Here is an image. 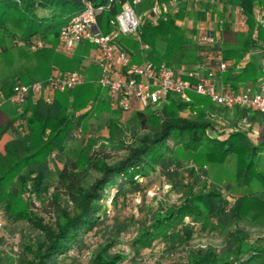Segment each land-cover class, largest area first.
I'll use <instances>...</instances> for the list:
<instances>
[{"label":"trees","instance_id":"16d2710c","mask_svg":"<svg viewBox=\"0 0 264 264\" xmlns=\"http://www.w3.org/2000/svg\"><path fill=\"white\" fill-rule=\"evenodd\" d=\"M89 1L95 5L109 4L97 16L102 30L108 33L112 28L109 20L118 13L119 2L123 0ZM223 1L242 7L248 24L246 32L239 33L225 22L223 43H217L212 50L230 56L232 65L239 66L237 82L249 78L256 82L260 75L255 63L252 65L243 55L252 42L264 45V19L255 11L256 4L264 8V0ZM199 3L202 4V0ZM178 4L176 14L161 18L155 24H142L138 32L148 47L151 61L188 67L184 64H196L201 55L192 38L196 29L186 30L190 31L188 34L177 24L178 18L186 16L188 8L181 0ZM82 8L83 0H0V37L5 35L17 45L30 46L37 39L45 44L38 49L45 68L32 70L20 77L19 83L45 80L51 65L61 70H79L87 77L85 83L72 89L54 90L50 99L42 95L35 102L28 100L22 106L15 105L12 113L0 110V140L8 134L4 153L0 154V204L10 220L23 219L31 224L30 232L21 234L13 242L7 234L0 235V264H119L123 261L139 264L138 244L151 234L168 235L186 216L221 225L226 229V241L219 249L207 246L187 250L184 260L170 264H264V237L250 240V233L239 226L229 229L243 220L242 215H247L246 207L251 212L253 203L247 204L248 199L253 202L254 197V201L264 206V187L254 196L230 198L224 189L220 190V182H214L218 188L210 187L205 193L186 200L182 208L146 209L136 220L135 233L126 241L132 251L125 253L123 248H116L120 242L117 236L129 226L118 224L117 228L108 223L110 217L102 203L106 187L114 188L110 202L120 204L129 194L141 191L143 185L138 178L148 176L155 169L171 184L181 185L185 172L196 181L207 183L208 166L223 164L231 155L235 156L236 164L234 175L227 183L250 186L253 172L262 175L257 157L264 152V113L246 107L226 109L194 92L189 93V101L169 94L165 102L127 112L135 128L132 129L134 138L125 143V122L121 120L124 111L112 104L113 101H107L105 90L96 84L99 73L92 61L81 65L94 47L80 43L72 55L56 50L61 26ZM199 10V17L203 19L207 5L200 6ZM214 14L224 17L210 11V20L215 19ZM118 40L127 50L136 48L135 40L120 36ZM189 49L194 50L193 58L187 54ZM13 85L14 82L6 84L3 91L6 98L12 94ZM83 109L87 110L82 112ZM212 111L232 122L226 125L228 128L221 129L209 118ZM103 112L110 114L105 123L109 136L96 147L99 135L90 118L92 114ZM238 125H244L245 129H235ZM254 125L258 127L256 140L249 134L253 133ZM78 128L82 138L75 142L74 133ZM114 141H117V149L126 152L108 161L110 156L105 146ZM185 162L195 166H186ZM12 170L17 171L13 179L7 176ZM92 171L98 175L91 179ZM51 187L53 190L44 208L50 220L44 221L29 194H43ZM25 191L28 198L24 201ZM0 229L4 230L2 222ZM182 230L189 239L191 228L185 225ZM98 234L104 239L95 246L89 239Z\"/></svg>","mask_w":264,"mask_h":264},{"label":"rangeland","instance_id":"374dc122","mask_svg":"<svg viewBox=\"0 0 264 264\" xmlns=\"http://www.w3.org/2000/svg\"><path fill=\"white\" fill-rule=\"evenodd\" d=\"M199 1L200 0H197V5L191 4L188 6L187 10H185L187 13L186 16L177 19V24L181 28H184L185 32H187L188 34H190V31L186 30H190L192 28L196 29L195 33L192 35V38L196 43L198 42V37L206 30L208 25L207 22H209V18L204 16L205 18L200 19L199 22L195 23L196 15L195 13L193 14L192 10H195V8H200V6L202 8V4H200ZM181 2L184 3V0H181ZM186 4L188 5L189 3ZM155 5L158 6L159 12L158 17L155 21L152 22V24H155L157 20L161 18H167L170 14H176L179 8L178 0H169L168 3L163 4L158 0H141L135 6L136 13L143 20L141 25L150 21V18L153 15L151 10ZM187 19L189 20V23ZM224 24L225 22L222 25L224 26ZM120 37H124L125 39H128L132 42L134 40L133 35H120ZM140 43V45L143 46L144 49L148 52L147 45H145L142 41ZM31 45H17L12 39L5 35L0 37V102H2V104L0 105V110H8L10 113H12L16 108L15 105L9 102L8 98L4 96L3 91L6 84H13V82H18V79L20 77L27 76L30 72H32V70H42L45 68L41 61V51H39L38 49H34ZM140 45L136 43L135 49H137V47H139ZM3 47L5 49H3ZM94 52V48H91L89 50L86 60L83 62V64H81L82 66L86 64L87 60L91 61V57ZM193 52V49L187 50L189 58H193ZM254 60L257 64L259 63V60L257 58H255ZM133 61H141V57L137 54L136 56H134ZM184 65H188V67L191 66V64ZM55 68L60 69L55 65H51L48 68V70H50V74L53 72V70H55ZM95 68L99 73L100 71L98 67L95 66ZM188 93L193 92L189 91ZM87 109H83L82 112ZM121 114V120L122 122H125L123 138L125 143H128L134 138L132 135V129L135 128V125L134 121L131 120L130 115L128 116L127 112H121ZM212 114L208 115L209 118L215 120V122L221 129L228 128L226 127V125L232 123L227 118L225 119L224 116L222 117V115L216 116L215 111H212ZM11 115L12 114H10V116ZM109 116L110 115L106 112L91 115L90 122L93 124V128H95L97 135H99L96 147L102 141L105 142L106 138L109 136V132L105 128V123ZM235 129H245V126L238 125L235 127ZM81 138L82 133L77 136L74 141H80ZM7 140L8 135L4 134V136L0 140V154L4 153V145ZM116 146L117 141H114L111 145L105 146V152L110 156L108 161L118 159L125 154V149H117ZM257 162L258 168L262 172V175L257 176L256 172H253V179L250 186L244 187H237L234 184L227 183L228 180L232 179V176L234 175L236 164V158L234 155L229 156V158L223 164H210L208 166V179L205 178V182L207 183H204V180L196 181L194 179V176H191L188 172H185L181 179V185L171 184L160 173V171H158V169H155L154 171H151L148 176L138 178V181L142 182V190L134 194H129V196L125 198L120 204H114L110 202V198L112 196L114 188L112 186L106 187L102 203L106 206L107 213L110 217L108 223L115 224L117 228L119 227L118 224L129 226L128 230L121 231L117 236L120 242L117 244L116 248H123V251L125 253L132 251L130 245L126 243V241L135 233V228L137 225L136 220L144 214V211L146 209L156 208V206H160L165 210L182 208V204L186 200H190L196 195L205 193L209 190L210 187L217 186L218 188V185H216L215 183L219 182L222 184V187L220 186V190L224 189L225 193L228 194L230 198L239 196H244L247 198L251 195L254 196L255 192L261 190L262 187H264V152H262L261 156L257 157ZM185 163L186 166H195V164H192L191 162ZM16 172L17 171L14 172V170H12L7 176H11V178L13 179ZM97 175V172L92 171L91 179ZM52 190L53 189L51 187L46 193L43 194L29 192V196H31L32 200L31 202H34L36 206V212L44 218V221L50 220V217H47L44 208L45 206L47 207L49 195ZM27 193V191L23 193L24 201L28 198ZM246 203H253L251 212L248 211L246 207L247 211L245 210V212L247 213V215H242L243 220L232 224L231 226H229V229H234L235 226H239L243 230H246L250 233V240H255L258 237H264V223H260L264 222V206H261L258 201H254V197L253 202H250V200L248 199ZM29 208H31L30 205ZM252 217L254 220L252 219ZM0 222L4 224V230L0 229V235H2L3 233L7 234L10 242H13V240L18 238L21 234L30 232L31 230V224L28 220H10L8 215L2 209L1 204ZM185 225L189 226L192 230L191 237L189 239L186 238V235L182 230V226ZM111 235H114L113 232ZM226 236V229H224L221 225L210 222L207 219H193L190 216H186L184 220L174 228V231L169 232L168 235H161L156 233L151 234L150 236L143 239L142 242L138 244L136 256L139 264H170L173 261L184 260L187 256V250H195L198 248H205L207 246H213L219 249L224 246ZM103 239L104 237L102 236V234H98L90 237L89 241L96 246L101 241H103ZM119 264L131 263H129L128 261H123Z\"/></svg>","mask_w":264,"mask_h":264},{"label":"built area","instance_id":"2783aa9c","mask_svg":"<svg viewBox=\"0 0 264 264\" xmlns=\"http://www.w3.org/2000/svg\"><path fill=\"white\" fill-rule=\"evenodd\" d=\"M140 1H120L118 13L109 20L112 28L105 33L97 16L106 10L109 4L95 5L89 0H83V8L61 26L56 49L66 55H72L80 43L92 45L95 52L91 61L100 71L95 82L109 93L113 104L124 112L165 102L169 94L176 95L182 101H189L188 92L192 91L207 96L211 102L226 109L246 107L264 113V74L256 89L247 85L235 91H225L218 89L215 82V71H224L228 66V60L221 51L212 50L220 41L219 33L215 31H221L224 22H229L236 31L245 30L248 18L242 7L221 2L219 6L224 17L214 20L216 29L212 24H208L206 30L198 37L201 55L199 61L194 66L173 67L166 62L151 61L148 52L140 45L138 30L143 20L135 11V6ZM196 1L184 0V3ZM255 11L261 13L260 8H255ZM151 12L153 15L148 22L152 23L158 17V6L155 5ZM120 35H133L140 46L134 51L127 50L118 40ZM31 46L40 49L45 44L41 39H37ZM137 54L141 61H133ZM86 80V75L79 70L55 68L45 80L14 83L8 101L22 106L28 100L37 101L42 95L50 99L54 90L63 92L85 83ZM80 133L81 129L78 128L74 134L79 136Z\"/></svg>","mask_w":264,"mask_h":264},{"label":"crops","instance_id":"0c3cea01","mask_svg":"<svg viewBox=\"0 0 264 264\" xmlns=\"http://www.w3.org/2000/svg\"><path fill=\"white\" fill-rule=\"evenodd\" d=\"M221 2H224L223 0H202V7H204L205 5H207L208 10L206 11L205 15L206 17H210L209 13L210 11H213L214 13L216 12V14H223V12H221L220 10V4ZM197 5V3H189V5ZM255 8H260L261 9V13L260 16L262 19H264V8L260 7L259 4H256ZM199 8H195V10H192L193 14L195 13L196 17H195V23L200 21V17H199ZM205 18V17H204ZM214 18L217 19V15L214 14ZM215 19L211 20V23L207 22V24H212V27L214 29H216V21H214ZM222 32V34H221ZM223 32H224V26L222 27L221 31H215V33H219V45H222L223 43ZM239 33H245L246 31H237ZM253 40V37H252ZM224 56V55H223ZM225 59L228 60V68H226L224 71H221L219 69H217L215 71V82L217 85L218 89L221 90H225V91H235L238 90L241 87L244 86H252L254 89H256L258 87V83L260 81V78L262 76V74H264V45H258L256 43H253L250 45V49L247 53H245L243 55V58L247 59L248 61L251 62V64L253 65V62L255 63V70L257 72H259V79L254 82L252 80V78L247 79L245 81L242 82H237L236 81V77L239 75L240 73V68L237 65H232L233 64V60L230 56L225 57ZM255 58H257L259 60V63L257 64L256 61L254 60ZM195 64L191 65L194 66ZM106 95V99L107 101L112 103V97L109 95V93L106 91L105 92ZM113 104V103H112ZM107 114H109L108 112H106ZM110 115V114H109ZM258 130L257 125L253 126V133L249 132L250 136L252 138L255 139V132ZM7 134V133H6ZM5 134V135H6ZM8 135V134H7ZM4 136V135H3ZM256 140V139H255Z\"/></svg>","mask_w":264,"mask_h":264}]
</instances>
